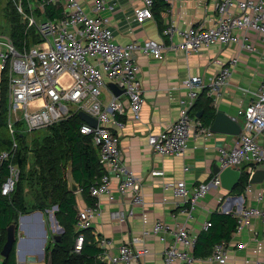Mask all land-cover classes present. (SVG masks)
<instances>
[{"label": "built area", "instance_id": "built-area-1", "mask_svg": "<svg viewBox=\"0 0 264 264\" xmlns=\"http://www.w3.org/2000/svg\"><path fill=\"white\" fill-rule=\"evenodd\" d=\"M140 1V6L134 11L136 19L141 22L152 19L153 1ZM162 1L168 6L174 2ZM52 6L61 7L59 17L42 20L36 16V11L43 14L47 7ZM16 10L26 30L34 28L41 42L30 47L23 46L19 51L8 35L0 34V74L3 73L7 79L6 129L11 140L10 149L0 152V168L5 164L8 171V176L0 185V195L9 197L19 179L20 169L13 162L18 148L17 134L26 138L34 131L47 129L79 112L94 118L96 127L81 121L79 132L91 137L103 173L89 188L93 204L78 209L74 226L78 235L73 251L79 253L84 243L82 231L91 229L94 220L101 216L99 201L102 197L113 202L117 196H129L132 204L143 205L142 183L123 164L119 139L111 131V127L123 128L124 124L118 117L124 114L125 104L113 93L104 103L102 92L108 82L123 90L121 96L127 101L129 114L133 121H138L144 100L133 53L139 51L154 60H161L166 46L162 40L155 39L131 42L125 46L115 43L108 20L95 16L113 10V6L105 0L93 2L92 12L95 15L87 14L80 0H17ZM250 33L264 38V0H218L214 17L186 30L169 21L161 36L170 41L174 36L179 37L181 42L175 49L186 57L197 54L204 47L232 44L239 46V52L258 54ZM238 63L239 55L230 58L208 82L199 75L188 76L183 81L185 93L179 101L177 119L166 129L147 137V145L154 154L182 157L189 147L193 129L201 135L211 134L208 127L192 115V109L203 91L208 99L215 101L228 86ZM243 91L250 101L236 113L243 121L241 133L233 146L218 150L220 171L229 166L240 168L242 165L264 163V145L260 142L264 137V76L255 89ZM152 175L160 176L162 173L153 171ZM112 179L117 180L115 190L110 188ZM260 185L262 207H242L236 216V235L248 228L255 217L264 224V181ZM219 186L217 174L207 183L191 189L184 181L165 184L164 187L171 190L177 201V214L184 220L173 226L156 221L150 230L142 232V237L152 235L164 244L161 264H196L197 258L193 256L196 240L190 237L186 223L191 221L197 203L207 196L210 187ZM111 216L121 223L125 221L123 212L117 211ZM210 226V222L205 223L203 231ZM139 241L137 238L120 244L113 252V241L99 238L96 240V247L100 250L98 259L105 264L139 262L150 254L149 249ZM228 256L229 245L223 240L215 244L210 255L201 258V261L226 264Z\"/></svg>", "mask_w": 264, "mask_h": 264}, {"label": "crops", "instance_id": "crops-1", "mask_svg": "<svg viewBox=\"0 0 264 264\" xmlns=\"http://www.w3.org/2000/svg\"><path fill=\"white\" fill-rule=\"evenodd\" d=\"M94 1L96 0H80L87 14L95 15L92 12ZM105 1L113 6V10L95 16L101 20H108L107 25L113 31L115 43L125 46L131 42L141 43L144 39H155L162 40L166 49L161 60H154L139 51L133 53L139 68V83L144 100L140 119L133 121L127 109L126 99L121 95L116 96L125 104L124 114L118 117L124 126L121 130L111 127L112 133L119 139L123 164L142 183L143 205L132 204L129 196L124 198L117 196L113 202L102 197L99 201L101 216L94 220L89 232L94 236L95 241L99 238L112 240L113 252H116V247L120 244L139 238V242L149 249L150 254L134 264H161L164 244L159 243L152 235L142 237V232L150 230L156 221L173 226L184 220L183 216L177 214V201L171 190L164 187L165 184L184 181L188 189H191L195 185L207 183L216 175L213 173V168L218 167V150L221 147L233 146L238 136L213 132L210 135H201L193 129L187 151L182 157L177 158L154 154L147 145V137L149 134L161 132L177 119L179 101L185 93L183 81L188 76L199 75L208 82L215 77L223 63L237 55H239V63L228 86L221 91L215 101L209 99V106L215 114L223 112L235 118L241 128L242 118L237 117L236 113L250 101V97L243 90L255 89L264 76V38L253 33L249 34L257 47L258 54L239 52V46L232 44L226 47L217 45L204 47L197 54L186 57L175 49L181 39L177 36L171 41L162 38V31L169 21H174L178 28L186 30L190 26L214 17L218 0H174L173 4L160 12L157 17L153 15L152 19L142 22L138 21L134 14L141 4L140 0ZM237 33L240 34V31ZM108 83L107 88L102 92L104 103L108 102L112 93ZM206 98L205 93L192 111L193 114H197L195 116L197 119L206 106ZM260 142L264 145V137H261ZM153 171L161 172L162 175L154 176ZM247 172H250L249 168ZM116 185L117 180L112 179L110 188L115 190ZM260 192L261 185H249L240 194L228 192L221 186L210 187L207 196L197 203L193 218L186 223L190 237L200 241L194 251L196 264H217L201 261V258L210 253V244L214 240L213 238L207 244H203L202 236L206 234L202 228L205 223H212L211 232L220 233L219 217L229 216L235 219L243 206L262 207L259 201ZM75 199L77 209L86 205L82 198H79V194ZM52 209L57 210V207L54 206ZM117 211L125 214L124 222L112 218V213ZM37 213L20 215L18 218L15 264H45V248L48 240H55V237L63 232L56 219L55 222H51L47 230L45 213L39 212L41 216ZM215 224L217 226L213 228ZM227 228L228 225L224 230ZM59 229L62 232H59ZM39 233L41 237L38 236ZM41 239L42 241L39 242ZM226 242L229 245L226 264H264V224L260 218L255 217L250 226L239 235L231 232ZM42 252L43 258H41ZM3 260L0 256V264H3Z\"/></svg>", "mask_w": 264, "mask_h": 264}, {"label": "trees", "instance_id": "trees-1", "mask_svg": "<svg viewBox=\"0 0 264 264\" xmlns=\"http://www.w3.org/2000/svg\"><path fill=\"white\" fill-rule=\"evenodd\" d=\"M152 14L158 16L160 12L168 9V5L162 0H152ZM10 4L8 15V37L12 40L19 51L23 46L30 47L41 42L39 35L34 28L26 30L20 15L16 10L17 0H12ZM61 7H47L45 12L41 14L36 11V16L39 19H54L61 15ZM205 94L202 92L197 99L193 109L196 107L198 100ZM209 99L206 98V106L203 108L202 115L199 121L204 127L210 125L215 117V112L209 106ZM8 105V85L6 76L0 74V152L10 149L11 140L6 129ZM192 109V111H193ZM196 116L197 114H193ZM82 122L77 114H74L67 120L60 121L48 128V135L41 141H29L27 137L16 135L18 141V148L14 157V164L20 169L19 179L16 183L14 192L9 197H2L0 195V252L5 242L6 228L14 223L18 224L20 215L29 214L26 201L23 195L22 183L33 178L27 177L25 173V166L28 160V155L33 152L35 165L39 168V175L35 180L41 186L40 191L46 192L50 190V197L53 206L57 207L55 219L57 224L62 228L63 232L59 236V242L49 240L45 248V263L48 255L51 256L53 264H105L98 259L100 250L96 247L94 236L90 234L89 230L82 231L84 243L79 253L73 251L75 239L78 233L74 226L77 223V203L75 197L79 194V198L86 203L87 206L93 204L94 199L89 196V188L102 176L103 169L98 163L97 151L92 146L91 137L80 134L79 128ZM32 145V149L30 147ZM68 162L72 165V174L76 183L80 186L79 193H69L67 190V182L65 178V170ZM256 165H242L239 169L241 177L239 183L233 188V192L240 194L248 185L249 173L247 169L253 170ZM8 176L6 165L3 164L0 168V185ZM36 212H43L42 205L34 209ZM211 228H212V223ZM220 233L211 232V228L207 229L201 235L203 244L212 240L210 244V253L213 246L220 241H227V237L231 232H235L237 221L236 218L229 216H221L218 220ZM228 228L224 230V227ZM217 224L213 226L216 227ZM199 236V238L201 237ZM196 240L193 248V256L195 248L199 243ZM208 253L205 257L209 256ZM196 258V257H195ZM204 258V257H203ZM3 264H15V246L10 255L3 260Z\"/></svg>", "mask_w": 264, "mask_h": 264}, {"label": "water", "instance_id": "water-1", "mask_svg": "<svg viewBox=\"0 0 264 264\" xmlns=\"http://www.w3.org/2000/svg\"><path fill=\"white\" fill-rule=\"evenodd\" d=\"M108 88L112 91V93L115 96H120L123 94V90L117 88V86L114 85L113 83H108ZM77 115L78 118L85 124L91 127H96L97 121L88 114H86L85 112H79ZM209 131L213 133L236 137L239 136V134L241 133V128L233 118L227 116L223 112H217L215 114L212 123L209 126ZM213 173L218 175L221 188H223L228 192L233 190V188L239 183L241 177L240 169L234 166H229L221 171L219 170L218 167H214ZM65 178L67 182L68 192L79 193L80 186L78 183H76V181L73 178L71 162H68L66 166ZM263 181H264V163L258 164L254 167V169L251 171L249 175L248 183L250 185H260L263 183ZM37 215L41 216V213L38 212ZM17 229H18V224L15 225L14 223H11L6 228L5 242L0 252V256L3 259H6L10 255V252L12 251L13 247L17 244ZM59 232H62V230L59 229ZM44 236H45V231H44ZM55 241L59 242V236L55 237ZM41 255H42L41 258H43V252L41 253ZM32 260L35 261V259L33 258ZM45 264H53L50 255H48Z\"/></svg>", "mask_w": 264, "mask_h": 264}, {"label": "rangeland", "instance_id": "rangeland-1", "mask_svg": "<svg viewBox=\"0 0 264 264\" xmlns=\"http://www.w3.org/2000/svg\"><path fill=\"white\" fill-rule=\"evenodd\" d=\"M16 1V0H14ZM13 3L12 0H0V34H6L8 33V15L10 4ZM65 82V81H64ZM240 122L243 123L242 119H240ZM48 135V128L47 129H41L39 131H34L29 135V140H36L41 141L44 137ZM32 149V145H30ZM34 172L33 178L31 180H27L24 183H22L23 187V195L24 199L26 201V207L29 214L35 213L36 211L34 209L38 208L39 205H42L43 213H45L46 218V226L47 230L51 226V222H55V214L56 209H52L54 206L50 204L51 199L50 197H46L50 195V190H47L46 192H41V186H39L38 182L35 180V177L39 175V168L35 165V160L33 157V152H30L28 155V160L25 166V173L26 176L29 178L31 177V174ZM81 207V206H80ZM79 209H82L79 208ZM60 227V226H59ZM61 228V227H60ZM46 229V228H45ZM44 235V231H43ZM41 237V233L38 235ZM52 240L53 239H49ZM48 240V241H49ZM42 241L39 240V242Z\"/></svg>", "mask_w": 264, "mask_h": 264}]
</instances>
